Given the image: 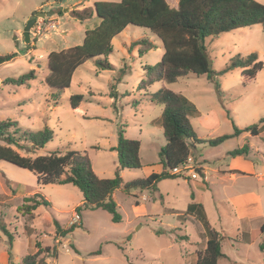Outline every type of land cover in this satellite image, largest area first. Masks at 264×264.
I'll use <instances>...</instances> for the list:
<instances>
[{
    "label": "rangeland",
    "instance_id": "obj_1",
    "mask_svg": "<svg viewBox=\"0 0 264 264\" xmlns=\"http://www.w3.org/2000/svg\"><path fill=\"white\" fill-rule=\"evenodd\" d=\"M118 1L0 0V56L16 54L0 66V121L17 122L19 129L14 135L19 145L10 147L32 158L54 151H73L87 156L98 177L109 179L115 176L118 166L117 155L110 147L117 144L118 133L124 131L125 138L140 141L142 164L140 169L119 172L122 183L113 199L121 221L114 223L101 209L83 207L77 215L74 209L83 198L76 187L40 185L33 173L0 161V264H20L26 255L35 253L39 264H196L207 238L202 223L196 219L201 212L199 206L221 238L223 258L218 264H264V233L260 232L264 224V129L257 136L244 133L217 146L194 144L191 155L202 168L207 167L208 180L203 189L201 184L193 187L194 181L177 176L159 181L154 193L125 191L127 183L162 171L158 153L165 142L162 130L154 125L162 106L151 101V95L162 84L147 85L144 67L156 65L163 48L148 29L127 26L113 38L111 53L84 62L73 73L70 87L59 91L56 101L51 99L52 91L45 83L48 54L81 44L84 31L97 22L95 2ZM255 1L264 4V0ZM166 2L170 7L177 6V0ZM75 9H87L91 16L80 21L71 12ZM38 12L50 14L35 17L30 42L26 44L22 37L25 26ZM142 39L153 48L140 54L138 47L131 45ZM204 45L211 71L218 74L221 96L206 76L188 75L165 85L195 105L200 117L192 118L190 123L196 138L209 141L232 134L233 126H260L264 118L262 26L223 33L214 41L206 39ZM251 53H256L257 62L262 64L253 79L244 80L239 68L220 74L232 58ZM105 61L111 69L96 66V62ZM30 70L36 77L26 86L7 83V79ZM73 95L82 96V113L71 109ZM45 128L52 132V139L43 147L33 149L23 140V130L37 132ZM10 131L16 132L13 128ZM0 144L7 145L2 139ZM244 146V155L261 173V181L257 177L242 178L237 187L258 192L261 209L252 204L236 209L222 196L217 170L225 169L230 161L227 152ZM36 193L49 206H39L33 211V219L28 220L21 208L27 198L39 200ZM136 203L145 211L138 217ZM192 205L196 206L194 211L189 209ZM55 222L63 229L73 223L78 227L66 237H59ZM97 250L100 254L93 255Z\"/></svg>",
    "mask_w": 264,
    "mask_h": 264
},
{
    "label": "trees",
    "instance_id": "obj_2",
    "mask_svg": "<svg viewBox=\"0 0 264 264\" xmlns=\"http://www.w3.org/2000/svg\"><path fill=\"white\" fill-rule=\"evenodd\" d=\"M93 9L97 23L84 31L81 44L48 54L49 72L45 83L52 91L53 101L57 100L59 91L70 87L73 73L84 62L106 57L111 53L113 38L129 25L148 29L163 48L160 61L154 66L144 67L147 85L154 82L162 83L159 91L151 95V101L162 106V112L154 122L155 126L162 129L165 140L164 146L158 153L162 171L127 183L124 186L125 191L157 192L159 181L177 177L171 176L169 171L192 156L191 148L194 144L207 142L210 146H217L242 133L257 136L260 130L264 129V118H262L259 122L260 126L252 125L244 129L233 126L232 134L222 135L209 141L197 139L190 123L191 118L199 116L195 105L182 94L165 87L188 75L206 76L214 83L216 93L221 96L216 79L218 74L211 71L204 41L206 39L214 41L223 33L253 25H261L264 31V4L255 0H177V6L170 7L166 0H119L118 2H95ZM71 12L80 21L87 20L91 16L87 9H75ZM132 47H138V52L142 54L150 51L153 44L142 39L134 42ZM15 57V53L0 56V66ZM96 66L102 70L111 69V65L106 61L96 62ZM237 68L242 70V78L249 81L262 68V64L257 62L256 53L244 57L235 56L220 74ZM35 77L34 70H30L18 78L7 79V83L26 86ZM81 101V95L71 96V109H77ZM227 116L229 117L228 112ZM17 125V122L0 121V139L7 143V145L0 144V161L33 173L40 185L57 184L76 187L83 198L80 206L74 209L77 215L83 207L90 210L101 209L111 216L112 222L121 221L113 195L122 183L120 170L142 167L139 158V140L125 138L124 131L118 133L116 146L110 148V151L117 155V171L113 178L105 179L95 174L87 156H81L73 151L62 154L54 151L33 158L19 155L10 147V145H19L14 137L19 130ZM12 128L16 131L15 133L10 131ZM22 137L35 149L48 143L52 139V132L46 128L37 132L23 130ZM246 149L247 146H244L230 152L229 155H244ZM34 195L39 200L27 198L21 208L22 212L28 216V220L33 219V211L39 206H49V202L42 196L37 193ZM190 208L194 211L196 206L192 205ZM199 210L201 212L196 214V219L202 223L207 238L203 252L197 255L196 264H218L219 259L223 258L221 238L211 228L201 206ZM77 227L73 223L63 229L55 222V234L66 237ZM260 232L264 233V224L260 226ZM99 254L100 250H97L93 255ZM53 256L56 257L55 250H53ZM37 257V253L26 255L20 264H39Z\"/></svg>",
    "mask_w": 264,
    "mask_h": 264
},
{
    "label": "crops",
    "instance_id": "obj_3",
    "mask_svg": "<svg viewBox=\"0 0 264 264\" xmlns=\"http://www.w3.org/2000/svg\"><path fill=\"white\" fill-rule=\"evenodd\" d=\"M96 23L92 27H94L96 25ZM75 111H77L78 113H82V111H81V109H79V107L77 109H75ZM162 133H163V131H162ZM243 134L244 133H242L241 135H243ZM241 135H239V136H241ZM128 139H131V138H128ZM164 142H165V140H164ZM110 148H112V147H110ZM140 151H141V143H140ZM140 151H139V153H140ZM230 152H227L226 154L229 155ZM193 158H194V160L197 162V164L199 166L200 162L197 161L195 157H193ZM229 160L230 161L227 163L225 169L217 170V174L220 175L219 176V179H220L219 181L221 182V186H222L221 191H222L223 198L225 199V201L228 204H231L234 207H236V209H238L240 207H243L245 205H250V204L256 205V206H258V209L259 208L261 209V206H260L261 205V196H260V194L258 192H256L253 189H250V188L246 189V188H244L241 185H240V187H237L238 186L237 185L238 180H241L242 178L257 177L259 179L258 181H261V177H260L261 173L260 172H258V173L256 172L257 169H256L253 161L251 159H249L246 155L234 156V157L230 156ZM199 167H200V168H198L199 173L202 174V175H205V178H201L200 182L199 181L196 182L198 179L189 180L188 182L194 181V182H192L193 187L194 186H198L199 187V185L201 184L200 187L202 188L203 185L206 184L207 180H208L207 173H206V168L207 167L202 168L201 164H200ZM121 171L122 170H120V172ZM156 173H158V171ZM113 198H114V196H113ZM134 209H135V212H136L135 215L137 217H138V215L143 214V213H141V211L142 212L144 211L143 206L140 207V205L137 204L136 206H134ZM259 211H261V210H259ZM237 215H238V213H237ZM244 215H245V213H243V216H241V218H244Z\"/></svg>",
    "mask_w": 264,
    "mask_h": 264
},
{
    "label": "built area",
    "instance_id": "obj_4",
    "mask_svg": "<svg viewBox=\"0 0 264 264\" xmlns=\"http://www.w3.org/2000/svg\"><path fill=\"white\" fill-rule=\"evenodd\" d=\"M38 30H40V28H38ZM169 174L171 176H178L187 181L205 178V175L199 173L198 166L192 156H189L183 164L172 168Z\"/></svg>",
    "mask_w": 264,
    "mask_h": 264
},
{
    "label": "water",
    "instance_id": "obj_5",
    "mask_svg": "<svg viewBox=\"0 0 264 264\" xmlns=\"http://www.w3.org/2000/svg\"><path fill=\"white\" fill-rule=\"evenodd\" d=\"M49 14H50V13H46V14H44V13H42V12H38V13H36V14L34 15L33 18H31V19L27 22V24H26V26H25V29H24V32H23V35H22L23 40H24V42H25L26 44H28V43L30 42V29H31V27L34 25V23H35V21H36V18H35V17H44L45 15H49Z\"/></svg>",
    "mask_w": 264,
    "mask_h": 264
}]
</instances>
